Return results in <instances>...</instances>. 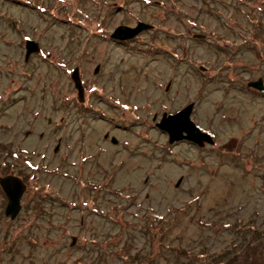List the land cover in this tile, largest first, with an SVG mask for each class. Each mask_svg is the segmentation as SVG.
Returning a JSON list of instances; mask_svg holds the SVG:
<instances>
[{
  "label": "rangeland",
  "instance_id": "obj_1",
  "mask_svg": "<svg viewBox=\"0 0 264 264\" xmlns=\"http://www.w3.org/2000/svg\"><path fill=\"white\" fill-rule=\"evenodd\" d=\"M75 2L43 0L29 12L0 6V103L25 81L24 94L40 92L43 77L50 93L63 88L70 103L77 96L70 74L80 68L104 118L86 127L101 139L108 132L110 154L100 160L104 174L90 177L97 181L91 192L54 176L57 155L34 159L29 171L39 174L29 187L52 178L71 204L47 199L15 220L0 209V264H264V92L249 86L264 84V0H100L97 13L96 0H79L84 10ZM113 3L124 11L103 20ZM13 14L20 46L2 38ZM49 19L54 24L46 27ZM152 23L156 28L135 36L141 43L119 47L103 38L119 25ZM25 34L44 46L43 57L27 64ZM191 103L192 121L213 145H169L156 127ZM7 110L0 112V141L8 140V124L25 126L35 111L30 101ZM54 141L49 137L50 153ZM9 153L0 154V177L17 169Z\"/></svg>",
  "mask_w": 264,
  "mask_h": 264
},
{
  "label": "flooded vegetation",
  "instance_id": "obj_2",
  "mask_svg": "<svg viewBox=\"0 0 264 264\" xmlns=\"http://www.w3.org/2000/svg\"><path fill=\"white\" fill-rule=\"evenodd\" d=\"M16 1H18L21 4L17 3ZM78 1L79 0H76L75 3L77 5V9L80 10L82 8ZM99 1L100 0H96L95 2L96 13L98 10L97 4L100 3ZM156 1L157 3H160L159 0ZM41 2H43V0H0V6L1 5L8 6V8L5 10H8L10 12L11 10L13 11L16 7L22 6L23 8L25 7L24 9L26 10V12H29L34 7L37 8L38 10H41L39 5H37V3L40 4ZM140 3L142 5L145 2L144 0H140ZM124 6L125 5H123L122 3H113L110 6V8L107 10V12L103 13L105 14L102 15L103 20H106L107 17H111L114 13H120L124 11L123 9ZM170 7L171 8L174 7L176 9L179 6L177 4L175 5L172 4L170 5ZM179 10H180V14L182 13V11H184L182 10L181 7L179 8ZM46 11L47 10L44 9V12ZM57 11H61V10L57 9ZM185 12L188 13L187 11ZM14 14L11 18L6 19V21L10 25V28L7 29V34L4 35V37L2 38L5 41V45H7L8 43L15 42V46H20V44L17 45V38L15 35H13L15 30L17 31L18 22H19ZM50 15L51 17L54 18L58 17V15L54 13H50ZM86 15H87L86 21L91 20V14L89 15L88 13ZM188 15L190 17L187 20L193 19V16L191 14L188 13ZM139 16L140 14H138V17ZM134 17L136 18L137 16L134 15ZM150 18L153 17L150 16ZM60 19H62V17ZM137 23L140 22L137 21L136 24ZM48 24H50L49 26H51L52 24H54V22L49 19V23L46 22V27ZM156 26L157 25H155L154 23L150 25L147 24V27L150 30H152V28L153 29L156 28ZM118 27H120V25ZM161 27L163 28L162 25ZM116 29L117 28H115L114 31L110 34L109 38L106 37L103 38H105L106 40L108 39L111 40L112 43L116 44V46L119 47H126L128 44L130 45V42L133 41L138 43L143 42L136 39L137 37L126 40L114 39L112 38V35L113 33H115ZM159 30L162 29L158 28V31ZM153 32H155V30ZM24 37H27V39H25ZM7 38H12V39L6 41L5 39ZM21 38L25 42L24 60L26 64L30 62L33 58H35V56L43 57L44 46L42 45L39 46L40 43H37L35 39L34 40L31 39L32 37L29 38V36H27L26 34L21 36ZM31 44L37 46L38 51L27 55V50L29 49ZM149 45L151 44L149 43ZM76 71L78 72V76L80 77L83 85V89H84L83 98H81L78 95V91L75 90L76 91L75 93L77 94L76 98L70 103H65V101L63 100L65 99L66 92L63 91V88L61 91H59L57 88L56 94L53 92L50 93V91L46 89V86H48L46 84V77H43L42 88L40 92H37L35 89H32V90H28L29 93L24 94L25 92L24 88H26L25 84H27L28 82L25 81L23 84H21V86L16 87L11 92L12 93L11 96L7 95L6 98L4 97L2 99V103H0V112H5L7 109H8L7 111H10L11 109L14 110V112H16L18 111L20 106L24 107L27 101H30V104L33 105V109H35V111H33L34 114L31 115L32 119H29V122L27 120L25 126H21L22 128L19 127V125H17V120L16 121L13 120L11 124H8V127H6L7 129H10V135L7 136L6 138L8 140L0 141V154L6 155L9 151H11V153L9 154L11 156L14 155L11 157V163L17 167L15 171L11 170L14 173L7 175L18 177L19 179L22 180V182L25 185V190L20 196V205H21L20 212L26 206L29 205L31 206V204H33L34 206L36 203L35 206H43V204L41 205V203L43 201H46L47 199H49V201L51 202L56 201L60 203L62 202L66 203L65 199H67V197L61 194V187L58 186L56 187V185L51 184L52 178L47 179L46 182L44 183L38 184L37 185L38 187L35 188L34 191L33 188L29 187V183L27 181H29L31 176L34 179H37L36 176L39 174L29 171L30 169L29 167L33 166L32 161L34 159H38L42 157L43 159H47L49 161L50 154L57 155L58 160L54 164L55 169L57 171L55 172L54 176L63 179L64 180L62 181L63 184H70L71 182L75 181L76 183L78 182V184L81 185L80 182H82L81 185L82 188L84 187V189H87L89 192L95 189V188L93 189L92 183L93 184L97 183V181L95 182L92 181L90 177L104 174L101 171L102 168L100 167L101 164L100 160L103 159L104 156H106V154L108 153L110 154V147L108 143L109 134L108 132H106L105 134H103V138L101 139L96 136L97 135L96 132L93 133L91 129L88 130L89 128L86 127L90 122L92 121L99 122L100 119L104 120V118H101L100 115L98 116V113H96L97 110L94 103H91V99L88 98L87 96L88 95L87 89L84 87L85 85L83 82L84 78H82V73L80 71V68L77 67L73 68V71L70 74L71 79H72V74ZM96 73H98V69H96L95 74ZM28 74L29 73H24V75L27 76ZM25 77L26 76H24V78ZM5 93L6 91H3V96H5ZM57 94L58 97L61 99V101L56 98ZM68 96H70V93ZM55 111L58 112V116L53 118L52 116L53 113H55ZM110 123H111V127L115 126V128L119 130L124 129L125 126L124 124H122V122L120 124H116L113 121H110ZM0 125H2V123H0ZM49 128L51 129L49 130ZM49 137L55 140L53 142V147L51 148V153L49 149ZM110 140L114 145L117 144L118 142L117 139L112 137L110 138ZM169 145L172 144L169 143ZM48 150H49V154H48ZM87 151L89 154H86ZM36 153H37V157L36 155L34 156V154ZM13 157L16 159H14ZM44 168L45 165H42L40 171L43 172ZM51 171L52 170H50V168L46 167L47 174H50ZM71 201L75 207H79V208L81 207V204L74 203V200ZM89 201L92 202L93 205V202L95 201V195L92 197L90 196ZM7 203H8L7 196L5 195L3 189L0 186V209H3L4 216H5V208L7 206ZM66 204L69 206L71 203H66Z\"/></svg>",
  "mask_w": 264,
  "mask_h": 264
},
{
  "label": "water",
  "instance_id": "obj_3",
  "mask_svg": "<svg viewBox=\"0 0 264 264\" xmlns=\"http://www.w3.org/2000/svg\"><path fill=\"white\" fill-rule=\"evenodd\" d=\"M142 27L147 28V25H142L137 29L125 26L117 27L115 33L112 35V38L117 40L134 38L140 32ZM37 51V46L31 44L27 50V55ZM72 81L74 87L78 91V95L83 98L84 89L77 71L72 74ZM249 86L264 92V84L261 79L249 83ZM193 107L194 104L191 103L175 114H164L160 121L156 124V127L160 131L168 135V142L170 144L186 141L199 148H203L206 144H214L215 141L213 140L212 135L202 131L192 121L191 114ZM0 186L8 199V203L5 208V216L14 220L19 215L21 210L20 196L25 190V185L18 177L8 175L0 177Z\"/></svg>",
  "mask_w": 264,
  "mask_h": 264
},
{
  "label": "trees",
  "instance_id": "obj_4",
  "mask_svg": "<svg viewBox=\"0 0 264 264\" xmlns=\"http://www.w3.org/2000/svg\"><path fill=\"white\" fill-rule=\"evenodd\" d=\"M235 259V258H234ZM233 258L232 259H229L230 261H227V262H216L217 264H235L234 263V260ZM248 260L244 261V262H247ZM243 264V263H242Z\"/></svg>",
  "mask_w": 264,
  "mask_h": 264
}]
</instances>
